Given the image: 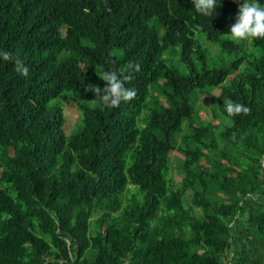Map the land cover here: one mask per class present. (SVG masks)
Listing matches in <instances>:
<instances>
[{"label":"trees","instance_id":"16d2710c","mask_svg":"<svg viewBox=\"0 0 264 264\" xmlns=\"http://www.w3.org/2000/svg\"><path fill=\"white\" fill-rule=\"evenodd\" d=\"M236 11L0 0L13 54L0 60V264H264V37H229ZM203 39L239 54L209 64ZM104 68L131 73L136 95L106 106L85 91ZM214 86V120H199L191 94Z\"/></svg>","mask_w":264,"mask_h":264},{"label":"clouds","instance_id":"9594fccd","mask_svg":"<svg viewBox=\"0 0 264 264\" xmlns=\"http://www.w3.org/2000/svg\"><path fill=\"white\" fill-rule=\"evenodd\" d=\"M221 0H194L198 12L205 16H213ZM227 32L234 38L248 39L264 37V0H237V11L234 20L230 23ZM13 54L6 48L0 47V60H11ZM133 70H139L140 64L131 62ZM17 70L27 75L28 66L20 59H16ZM102 79L107 83L102 87L96 83L88 82L83 85L85 91L91 90L97 100L103 105L116 106L122 100H128L136 95V88L128 86L125 80H131V73L121 78L116 69H102ZM225 109L230 113L248 112L250 108L241 101L227 99Z\"/></svg>","mask_w":264,"mask_h":264},{"label":"rangeland","instance_id":"374dc122","mask_svg":"<svg viewBox=\"0 0 264 264\" xmlns=\"http://www.w3.org/2000/svg\"><path fill=\"white\" fill-rule=\"evenodd\" d=\"M229 37L234 38L231 35H229ZM234 39L238 41H242L241 39H238V38H234ZM246 43L248 45V41ZM202 44L209 51L207 55V62L209 64H213L216 66L228 65L230 61L236 58V56L239 54V52L236 53L233 51L231 52L221 51L216 44L211 43L210 41H207V40H204ZM169 53L170 51L168 50L165 53V57L167 58V60L169 62L177 64V62L179 61L178 55H176V57L170 58L168 57ZM233 75H234V72L229 74L225 80V83L229 82L230 78ZM219 88H220L219 86H214L210 88L209 90H198L197 89L191 94V100L195 104V108L197 110L199 120H202V121L214 120L212 107L214 104V99L219 91ZM64 112L66 114V129L69 132L75 128L77 122L80 120V114H79L78 109L75 108L74 106L64 107ZM222 121L226 122V119H223ZM170 154H171V172L173 173V176L176 182L180 183V179L182 176L178 168L180 154L177 153L175 150L171 151ZM91 231H93V224L91 225Z\"/></svg>","mask_w":264,"mask_h":264}]
</instances>
